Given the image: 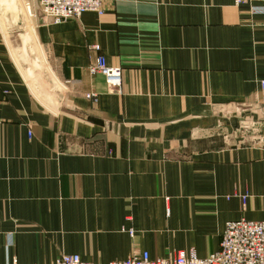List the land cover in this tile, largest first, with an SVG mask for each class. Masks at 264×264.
<instances>
[{"label":"crops","instance_id":"obj_1","mask_svg":"<svg viewBox=\"0 0 264 264\" xmlns=\"http://www.w3.org/2000/svg\"><path fill=\"white\" fill-rule=\"evenodd\" d=\"M19 4L0 14V264L204 258L226 223L264 221V15L104 0L48 24Z\"/></svg>","mask_w":264,"mask_h":264},{"label":"built area","instance_id":"obj_2","mask_svg":"<svg viewBox=\"0 0 264 264\" xmlns=\"http://www.w3.org/2000/svg\"><path fill=\"white\" fill-rule=\"evenodd\" d=\"M236 6L248 4L254 16L264 15V0H234ZM45 23L61 24L68 20L80 19L86 13L102 15L104 0H36ZM93 49L99 50L97 46ZM91 72L105 76L109 86L121 87L122 70L111 68L103 57H99ZM264 87V82L262 83ZM88 98L95 99L94 95ZM1 178V172H0ZM243 206L248 196H242ZM53 264H94L83 261L78 255H62ZM110 264H264V221L241 219L226 223L220 249L204 258L194 250L177 251L171 258H152L143 251L125 261Z\"/></svg>","mask_w":264,"mask_h":264},{"label":"rangeland","instance_id":"obj_3","mask_svg":"<svg viewBox=\"0 0 264 264\" xmlns=\"http://www.w3.org/2000/svg\"><path fill=\"white\" fill-rule=\"evenodd\" d=\"M19 1L17 2V0H0V14L4 16H9L13 12L14 13H19L21 11L23 12L22 9L26 6L22 4L20 5ZM112 88L119 89L118 87H112ZM260 140H264V134H261Z\"/></svg>","mask_w":264,"mask_h":264}]
</instances>
